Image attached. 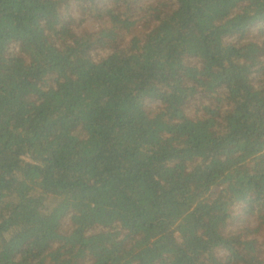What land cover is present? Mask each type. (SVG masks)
Returning a JSON list of instances; mask_svg holds the SVG:
<instances>
[{"label": "trees", "instance_id": "1", "mask_svg": "<svg viewBox=\"0 0 264 264\" xmlns=\"http://www.w3.org/2000/svg\"><path fill=\"white\" fill-rule=\"evenodd\" d=\"M0 264H264V0H0Z\"/></svg>", "mask_w": 264, "mask_h": 264}, {"label": "rangeland", "instance_id": "2", "mask_svg": "<svg viewBox=\"0 0 264 264\" xmlns=\"http://www.w3.org/2000/svg\"><path fill=\"white\" fill-rule=\"evenodd\" d=\"M85 24H86L88 27H90L91 29H94V28H96V26H97V23H96L93 19H88V20H86ZM151 103H154V104H155L154 101L151 102ZM240 210H241V219H240V222H237V224H236L234 227H238L239 224H243V223H245L246 221H249V220H251V219L254 218L252 215H249V214L246 213V209H245L244 207H242V209L240 208ZM247 219H248V220H247Z\"/></svg>", "mask_w": 264, "mask_h": 264}]
</instances>
